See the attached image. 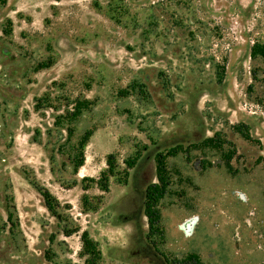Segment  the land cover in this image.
<instances>
[{"label":"rangeland","instance_id":"rangeland-1","mask_svg":"<svg viewBox=\"0 0 264 264\" xmlns=\"http://www.w3.org/2000/svg\"><path fill=\"white\" fill-rule=\"evenodd\" d=\"M255 44L264 0H0V264H86L83 234L96 264H264ZM173 148L147 238L154 157Z\"/></svg>","mask_w":264,"mask_h":264},{"label":"trees","instance_id":"trees-1","mask_svg":"<svg viewBox=\"0 0 264 264\" xmlns=\"http://www.w3.org/2000/svg\"><path fill=\"white\" fill-rule=\"evenodd\" d=\"M259 56L264 60V45H258L255 44L251 48V57H257ZM80 106V105H79ZM78 113V109H77ZM74 115L75 114H71ZM242 129H245V126H237V132L242 134L243 138L247 141H249V136L248 133L242 132ZM87 134L82 140V143L86 140ZM210 142H214V140H210ZM177 153L176 149H168L167 151L163 153H158L154 157V162H155V177H156V183L150 184L147 186L144 192V201H143V214L146 218L147 222V228H148V233H147V238H149L151 235L158 234L160 233L159 230V220H160V214L157 209V204L158 201L165 195L166 193V188L168 186V178H167V170L165 166V161L168 157H173ZM136 160H130L126 162V169H130L135 165ZM83 163L82 156H80L77 160V162L74 164V170H76L78 167H80ZM113 157L110 155L107 157V170L103 171L99 179L95 182L99 190L106 192L108 189V180L109 177L113 176ZM126 172L123 174L124 179L126 177ZM120 180V179H119ZM83 181H88V182H93V180L85 179ZM41 196L44 201V205L46 209L50 213H54V208H53V203H52V198L51 196L45 192V191H40ZM82 241V248L83 252L86 256L90 257L89 260L86 262V264H96V261L98 260L99 253L96 250L95 244H93L86 236V234H83L81 237ZM190 264H200L198 258L195 255H189L185 259L181 261H176L174 260L173 263L176 264H185L189 263Z\"/></svg>","mask_w":264,"mask_h":264}]
</instances>
